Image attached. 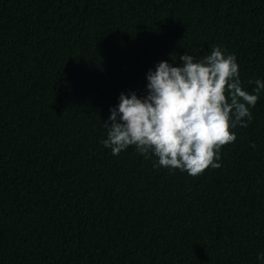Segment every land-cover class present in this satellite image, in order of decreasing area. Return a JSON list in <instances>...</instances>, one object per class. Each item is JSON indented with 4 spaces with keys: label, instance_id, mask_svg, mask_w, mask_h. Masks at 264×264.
<instances>
[{
    "label": "trees",
    "instance_id": "1",
    "mask_svg": "<svg viewBox=\"0 0 264 264\" xmlns=\"http://www.w3.org/2000/svg\"><path fill=\"white\" fill-rule=\"evenodd\" d=\"M213 44L252 91L264 0H0V264H259L264 92L196 176L101 143L121 92Z\"/></svg>",
    "mask_w": 264,
    "mask_h": 264
},
{
    "label": "clouds",
    "instance_id": "2",
    "mask_svg": "<svg viewBox=\"0 0 264 264\" xmlns=\"http://www.w3.org/2000/svg\"><path fill=\"white\" fill-rule=\"evenodd\" d=\"M178 60L148 70L145 94L120 93L103 122L101 143L113 155L134 146L145 159L155 157L154 167L196 176L209 165L220 167L221 146L237 139V126L251 122L264 77L249 80L255 87L248 91L235 53L216 44L202 56L186 51ZM257 260L264 264V251Z\"/></svg>",
    "mask_w": 264,
    "mask_h": 264
}]
</instances>
